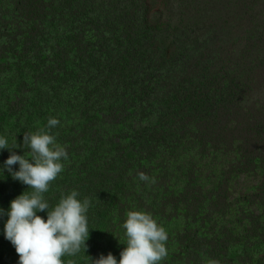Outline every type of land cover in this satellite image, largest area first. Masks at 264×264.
Wrapping results in <instances>:
<instances>
[{
    "label": "trees",
    "instance_id": "1",
    "mask_svg": "<svg viewBox=\"0 0 264 264\" xmlns=\"http://www.w3.org/2000/svg\"><path fill=\"white\" fill-rule=\"evenodd\" d=\"M189 1L194 9L199 0ZM190 14L189 8L181 11L179 24ZM168 25L143 0H0V136L10 147L22 144L24 132L47 131L49 117L59 119L50 134L66 146L68 160L43 194L49 211L72 190L81 201L91 199L87 250L81 249L79 259L63 257L65 264H91L90 256L99 257L103 238L114 239L127 212L147 206L153 218L169 222L175 207L187 206L194 194L196 209L185 207L182 230L174 233L178 253L163 264H264V202L243 192L241 201L249 207L240 208V228L238 219L216 233L213 213L224 215L229 204H211L199 183L203 159L221 152L227 139L225 116L240 86L211 77L214 65L190 52L192 39L189 45L174 43L171 55L161 42L170 35ZM261 35L258 41L252 36L250 48L264 54ZM236 40L241 43V35ZM259 57L264 62V55ZM213 159L218 161L217 155ZM0 171V209L6 213L31 189ZM139 172L156 183L140 181ZM221 176L212 175L216 181ZM175 181L180 189L171 192ZM137 184L145 185L137 190ZM146 185L155 193L146 195ZM225 198L230 203L228 194ZM37 214L47 219V211ZM7 219L0 216L3 230ZM209 220L210 233L201 235L199 228ZM196 223L199 228L191 225ZM6 256L19 264L16 250Z\"/></svg>",
    "mask_w": 264,
    "mask_h": 264
},
{
    "label": "rangeland",
    "instance_id": "2",
    "mask_svg": "<svg viewBox=\"0 0 264 264\" xmlns=\"http://www.w3.org/2000/svg\"><path fill=\"white\" fill-rule=\"evenodd\" d=\"M197 3L198 5L192 9L189 0H143V6L146 5L154 17L157 14L158 17L163 16L165 20L171 22V25L165 26V31L170 35L161 38L163 47H168L171 55L177 49L174 43L185 41L186 45H189L190 39H192L194 43L189 49L190 52L192 51L200 61L205 59L214 65L210 67L211 77H215L216 80L221 77L226 86L235 83L240 86L236 104L229 116H225L223 133L227 139L222 144L221 152L211 153L201 163L204 170L199 183L203 187V194L209 195L211 204L215 202L220 207L229 204L226 206L229 209L224 215L218 211L213 213V218H217L218 222L215 232L221 233L222 226L236 225L238 219L240 228V208L249 207L247 202L241 201V197H245L243 192L248 193L259 203L264 202V62L256 60L264 54L256 53L252 47L250 48L252 36L257 41L259 40V31L263 33L259 37L264 39V0H199ZM188 8L191 14L186 17L190 21L187 19L186 22L179 24L183 18L179 16V13L188 11ZM55 30L52 29L51 32ZM192 32L196 34L193 35ZM226 32L228 35L225 34ZM239 35H241V43L236 40ZM210 39L212 43H209ZM170 77H180V75L172 74ZM47 107L48 105L43 106V108ZM24 115L29 116L30 113L26 112ZM20 140L23 142V138L20 137ZM16 152L18 155H24L28 149H16ZM9 155L10 152L7 149L0 151V169H3L4 162L9 158ZM216 155L218 161L214 162L213 158ZM241 156L244 158L242 161H240ZM213 162L214 166L211 164ZM2 175L3 172L0 171V183ZM212 175L214 177L222 176L216 181ZM208 176L211 177L208 178ZM134 181L137 182V179H133L131 184ZM149 186H145L147 187L146 195L155 193V191H150ZM142 187H139L138 184L135 185L137 190ZM179 189V182L175 181L171 192ZM160 194H163V191H160ZM227 194L230 203H227L225 198ZM137 196L139 200L142 197L141 194H137ZM194 196L195 194L186 203L188 207L186 205L175 207V214L169 222H161L154 218L168 234L166 247L169 256L161 264L169 261L170 255L178 253L179 246L175 241L174 233L182 230L181 226L184 224L181 222L184 220L185 207L190 212L196 209ZM143 211H148L147 206L143 207ZM189 222L191 221L189 220ZM212 224L209 220L205 222L203 228H199V223L191 225L198 227L201 235L203 233L208 235ZM0 227L2 228L0 229V264H10L6 253L10 255V250L13 249L15 252V248L5 238L2 224ZM233 230L236 231L238 228L234 227ZM103 241L106 245L102 247L98 256L106 257L112 253L119 262L120 253L126 247L123 227L121 230H117L112 241L107 237H104ZM90 257L92 258L93 255ZM99 257L92 259H99ZM72 258L79 259V256L76 255Z\"/></svg>",
    "mask_w": 264,
    "mask_h": 264
},
{
    "label": "clouds",
    "instance_id": "3",
    "mask_svg": "<svg viewBox=\"0 0 264 264\" xmlns=\"http://www.w3.org/2000/svg\"><path fill=\"white\" fill-rule=\"evenodd\" d=\"M60 125V120L49 117L47 131L40 128L35 133L24 132L23 143L16 141L10 147L8 140L0 136V151L7 149L9 158L3 169L28 186L31 192H24L15 198L6 213L0 209V216L7 215L4 227L5 238L14 246L19 264H65L63 257L76 256L82 248L87 250L90 238L87 212L91 199H78V191L61 195L58 204L49 211V203L44 193L64 171L62 161L68 160L66 146L57 142L56 135L50 130ZM28 149L24 155H18L17 148ZM19 165L15 171L13 166ZM138 179L147 184H155L154 177L139 172ZM47 211V219L37 213ZM122 227L125 230L126 247L120 253L119 262L109 253L106 257L91 259V264H161L168 256L166 247L168 234L157 223L151 213L129 211ZM68 264H74L69 260ZM208 264H219L209 260Z\"/></svg>",
    "mask_w": 264,
    "mask_h": 264
}]
</instances>
